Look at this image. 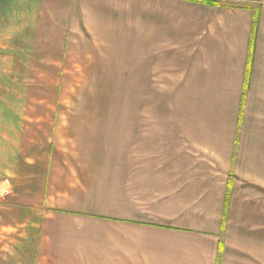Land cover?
Listing matches in <instances>:
<instances>
[{"label":"crops","instance_id":"crops-1","mask_svg":"<svg viewBox=\"0 0 264 264\" xmlns=\"http://www.w3.org/2000/svg\"><path fill=\"white\" fill-rule=\"evenodd\" d=\"M0 198V264H264V5L0 0Z\"/></svg>","mask_w":264,"mask_h":264},{"label":"rangeland","instance_id":"rangeland-1","mask_svg":"<svg viewBox=\"0 0 264 264\" xmlns=\"http://www.w3.org/2000/svg\"><path fill=\"white\" fill-rule=\"evenodd\" d=\"M223 4H230L235 6H250L251 8H256L259 5H264V0H220ZM1 201V198H0ZM12 234L5 230L0 231V246L3 244H8L12 238ZM5 259L0 255V261Z\"/></svg>","mask_w":264,"mask_h":264},{"label":"trees","instance_id":"trees-1","mask_svg":"<svg viewBox=\"0 0 264 264\" xmlns=\"http://www.w3.org/2000/svg\"><path fill=\"white\" fill-rule=\"evenodd\" d=\"M190 1H196L199 3L208 4V5H220L221 4L219 0H190Z\"/></svg>","mask_w":264,"mask_h":264},{"label":"built area","instance_id":"built-area-1","mask_svg":"<svg viewBox=\"0 0 264 264\" xmlns=\"http://www.w3.org/2000/svg\"><path fill=\"white\" fill-rule=\"evenodd\" d=\"M7 194H8V191H7V190H5V191H3V192L1 193L2 196H5V195H7Z\"/></svg>","mask_w":264,"mask_h":264}]
</instances>
